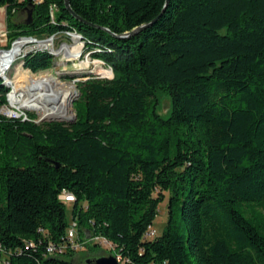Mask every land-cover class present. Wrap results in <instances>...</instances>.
<instances>
[{"label": "trees", "instance_id": "obj_1", "mask_svg": "<svg viewBox=\"0 0 264 264\" xmlns=\"http://www.w3.org/2000/svg\"><path fill=\"white\" fill-rule=\"evenodd\" d=\"M70 5L85 21L65 0H0L7 49L76 31L113 71L77 81L73 123L0 114V264H82L73 222L78 241L104 237L123 264H264V0ZM28 10L31 23L17 20ZM53 59L23 61L39 73ZM9 90L0 79V107ZM167 195L166 226L149 237Z\"/></svg>", "mask_w": 264, "mask_h": 264}, {"label": "rangeland", "instance_id": "obj_2", "mask_svg": "<svg viewBox=\"0 0 264 264\" xmlns=\"http://www.w3.org/2000/svg\"><path fill=\"white\" fill-rule=\"evenodd\" d=\"M27 17H28V13L23 12L20 15H17L16 18L17 20H25ZM0 21H2L3 23L6 22V16L1 11V7H0ZM3 29H4V26L0 25V32ZM5 29H7L6 26H5ZM64 42H67L71 45V49H73L72 53H66L67 51L63 50L62 45ZM51 43L53 44L52 46L54 48L51 50L55 52L54 59H53L54 66L51 69L40 72L41 74H38L39 77L37 78L42 77L40 81H45L44 78L52 79V80H60L61 82H65V83H69L73 85L75 87V93H74L71 103L74 102L79 97L77 81L85 79L91 75H94L100 78H112L113 77V71L110 72V69L100 62L101 60L93 59V57L90 55V51L85 49V43H80V39L76 34H73V37L72 35L61 34L58 37H55ZM17 65L18 63H16L11 68V70L8 72L10 76H12L15 71H17L16 70ZM107 69L109 71H107ZM21 70L19 69V71L16 73V76L22 77L24 80L23 79L17 80L16 83L19 89H24L27 92L29 91L26 97V100H27L28 98H30V96L33 93L37 94V90L36 88H32L31 85H29L27 89V86L24 84L25 79H27V77L23 73H19ZM46 74L56 76L57 78L45 77L44 75ZM4 75L6 76L5 73L3 74V76ZM37 78L31 80L30 84H35V82L39 83L38 81L39 79ZM16 90H18V88ZM158 98H159V104H158L157 110L161 115L167 116L171 108V98L164 93H160ZM21 106L23 105L21 104ZM71 108L74 113L75 110L72 105H71ZM29 114L33 117L38 116V113L36 112L29 113ZM50 120L69 122L68 120H62L60 118H53ZM0 137H1V134H0ZM168 198H169V195H167L165 201L161 203L159 207V214L153 223V229L156 230L157 234H161L166 226V222L168 218ZM72 204L73 203H69L67 205V208H68L67 212H68L69 218L71 217ZM90 238L91 236L88 237V239ZM89 243L94 244L95 242L90 241ZM96 244H98L99 246H96V248L94 249H90L88 246L89 244H86L85 248L79 249V251L75 255L76 262H81L82 264H84V260L86 259H95L98 257L109 256V255L116 256L114 253L115 246L113 244L111 245L110 243L104 244V243H99V242H96ZM116 257L119 258L118 256ZM120 262L121 264H123L122 260H120Z\"/></svg>", "mask_w": 264, "mask_h": 264}, {"label": "built area", "instance_id": "obj_3", "mask_svg": "<svg viewBox=\"0 0 264 264\" xmlns=\"http://www.w3.org/2000/svg\"><path fill=\"white\" fill-rule=\"evenodd\" d=\"M61 34L72 35V37H73V34H76L77 36H79L80 43H84V41L82 40L81 35L78 34L76 31L75 32L74 31H62V32L56 33L55 35H53L51 37H48L46 39H37V38H34V37H19L18 39L13 41L12 44H11V47L9 49H7L6 46L8 44V40H9L8 30L5 29V27H4V29L0 32V58H3L4 56L8 55L9 53L15 51V49L17 47L19 48L18 52H16L17 53L16 58L14 60H12L7 65V67H6L5 71H4L5 74L7 75V77H1L0 76V79L3 80L4 84L6 86H8L9 89H11L7 93V103L0 107V114L2 116L6 117V118H9V119L29 120V119H31L29 113L36 112V113H38V116L36 118L32 119L35 122L40 123L42 119L47 118L46 116H42L43 111L41 110V108L35 107L34 105L30 106V107H25V106H21L20 105V102L18 100L26 98L27 97V93L29 91L27 92L24 89L17 90L16 93H15L17 101H13L11 99V93L13 92L14 85L11 83L10 78H14L16 71L14 72V74L12 76H10L8 74V72L11 70V68L16 63H18L17 67H19L20 70L22 69L23 71H25L27 76H29L30 79H35V78L39 77L38 74H41L40 72L39 73H35L31 69L25 68L23 59L25 58V56L29 52L35 51V50H42V49L50 50L51 53L53 55H55L53 50H51L49 47H47L45 45L46 44L48 45L51 41H53V39L55 37H58ZM62 47H63V50L67 51L66 53H72V51H73V49H71V45L69 43H67V42H64ZM2 52H7V53H2ZM100 62L103 65H105L103 61H100ZM109 69H110V72H111L112 69L111 68H109ZM107 71H109V70L107 69ZM46 75H50V74H46ZM25 84H26L27 89H28V86H29L28 81H25ZM60 198L67 205L69 203H73L75 201V195L72 192L68 191V190H63V192L60 195ZM155 235H156V230L155 229H151L150 232L148 233L149 237H154ZM77 239H78L77 223L73 222L72 227H70L69 230H68V240H69V243H70L71 247L74 248V250L79 251V249L85 248L86 244H88L90 241H94L95 243L96 242L104 243V244L110 243L112 245V243L109 240L105 239L104 237L97 236V235L91 236L90 239H86L84 241H78ZM48 250H49L50 253H52V252H55L56 250H58L59 252H62V250H64V249L63 248H58L57 249V247L55 245L51 244L49 246ZM118 259L121 260L120 257ZM6 264H8V263H6Z\"/></svg>", "mask_w": 264, "mask_h": 264}, {"label": "bare ground", "instance_id": "obj_4", "mask_svg": "<svg viewBox=\"0 0 264 264\" xmlns=\"http://www.w3.org/2000/svg\"><path fill=\"white\" fill-rule=\"evenodd\" d=\"M51 42L48 45L46 44L45 46L49 47L50 49H54L52 46L53 44ZM18 50L19 48L17 47L15 51L9 53L3 58H0L1 77H7L5 75L3 76V74L5 73L4 71L7 65L16 58L17 56L16 52H18ZM2 53H7V52H2ZM16 70L17 73L19 71V67H17ZM16 73L14 78L10 79L11 83L14 85L13 92L11 93V99L13 101H17L15 95L17 91L16 89L18 88V90H20L19 87H17V83H16L17 82ZM19 73H26V72L21 70ZM26 77L27 79H25V81H28V84L31 85L32 88H36L37 94L33 93L30 96V98H28L27 100L26 98L18 100L20 102V105L22 104L25 107H30L34 105L35 107L41 108V110L43 111L42 116H46L47 118H60L64 120H69L74 116L73 110L71 108V101L75 93V87L73 85L69 83L61 82L60 80H52L46 78H44L45 81H40L42 77L37 78L39 79L38 80L39 83L35 82V84H30L31 80L33 79H29V76L27 75Z\"/></svg>", "mask_w": 264, "mask_h": 264}, {"label": "water", "instance_id": "obj_5", "mask_svg": "<svg viewBox=\"0 0 264 264\" xmlns=\"http://www.w3.org/2000/svg\"><path fill=\"white\" fill-rule=\"evenodd\" d=\"M167 2H169V0H167ZM65 5H66L67 9L70 11V13L74 17H76L79 20L85 21L82 17H80L79 15H77L74 12V10L71 8L70 0H65ZM32 20H33L32 10H28V18H27V20L25 22L26 23H31ZM156 20H157V18L154 19L150 23L143 24V25L135 28L133 31H131L129 33H125L124 36L134 35V34L140 32V31L144 30L146 27L152 25ZM73 103L74 102L71 103L72 106H73ZM76 118H77V115H76V112H74L73 118L69 119L68 120L69 122H66V123H73L76 120ZM50 119H53V118H44V119L41 120V122H50V121H52ZM62 120H64V119H62ZM61 122H65V121H61ZM87 261H88V263H91V261H93L94 264H121L120 260L116 256H114V255L102 256V257L95 258L93 260L87 259Z\"/></svg>", "mask_w": 264, "mask_h": 264}, {"label": "crops", "instance_id": "obj_6", "mask_svg": "<svg viewBox=\"0 0 264 264\" xmlns=\"http://www.w3.org/2000/svg\"><path fill=\"white\" fill-rule=\"evenodd\" d=\"M1 11L5 14L6 16V8L5 7H1ZM20 15V14H19ZM0 25H3L4 27L6 26V22L3 23L2 21H0Z\"/></svg>", "mask_w": 264, "mask_h": 264}, {"label": "flooded vegetation", "instance_id": "obj_7", "mask_svg": "<svg viewBox=\"0 0 264 264\" xmlns=\"http://www.w3.org/2000/svg\"><path fill=\"white\" fill-rule=\"evenodd\" d=\"M93 263V262H92ZM91 264V263H90Z\"/></svg>", "mask_w": 264, "mask_h": 264}]
</instances>
